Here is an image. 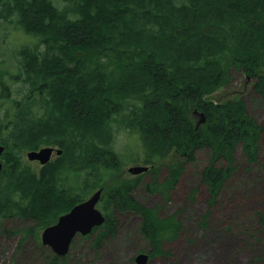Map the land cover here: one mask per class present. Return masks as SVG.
<instances>
[{
    "label": "trees",
    "instance_id": "trees-1",
    "mask_svg": "<svg viewBox=\"0 0 264 264\" xmlns=\"http://www.w3.org/2000/svg\"><path fill=\"white\" fill-rule=\"evenodd\" d=\"M57 1L0 0V19L32 42L19 52L16 78L28 92L0 119V220L34 218L45 229L102 188L107 215L97 248L116 229L113 212L131 209L160 253L180 224L138 201L135 184L105 186L124 166L116 136L139 134L143 163L153 168L172 152L194 161L208 150L203 180L214 202L233 174L238 145L258 160L263 127L244 100L211 97L236 70L255 80L264 101V0H60L61 8ZM3 90L0 99H10ZM199 113L206 122L197 128ZM41 146L63 154L36 173L22 153ZM220 160L229 166L217 167ZM183 171L174 162L148 190L167 198Z\"/></svg>",
    "mask_w": 264,
    "mask_h": 264
},
{
    "label": "rangeland",
    "instance_id": "rangeland-1",
    "mask_svg": "<svg viewBox=\"0 0 264 264\" xmlns=\"http://www.w3.org/2000/svg\"><path fill=\"white\" fill-rule=\"evenodd\" d=\"M56 5L62 7L60 0ZM28 43L32 44L31 38L22 30L0 19V73L4 72V78L0 76V98L4 96L3 89L12 96L0 99V119L11 109L13 99L20 100L28 92V85L16 79L22 62L19 52ZM254 83L255 80H248L243 72L233 70L230 83L211 97L216 101L244 100L249 113L263 127L258 160L249 161L242 146L238 145L230 165L234 168L233 174L225 181L214 202H211L210 188L203 180V171L211 158L208 150L198 152L194 161L172 152L154 168L147 165L150 167L147 173L135 176L129 173V168L145 166L141 138L139 134L128 132L117 134L115 148L124 166L117 175L107 178L105 186L135 184L132 194L138 201L156 209L161 220L174 218L180 224L177 236L164 240L160 253L142 234L140 214L131 209L116 210L112 214L116 229L102 239L100 247L97 248L96 239L104 227L86 237L78 235L68 255L59 257L57 264H136V257L142 253L149 256L147 264H264V101L253 89ZM195 118L197 122L201 119L199 115ZM43 147L46 146L40 148ZM28 152L22 153L24 163L34 172H40L44 166L38 161H30ZM59 157L54 155L52 161ZM1 159L5 166V158ZM177 161L184 163V171L168 197L150 192L147 186L165 181L169 165ZM216 166L227 168L229 163L220 160ZM68 183L73 184L72 181ZM95 191L87 194L85 199ZM98 208L107 215L103 202ZM30 230H36L37 235ZM44 230L38 228L34 218H2L0 264H53L57 255L42 243Z\"/></svg>",
    "mask_w": 264,
    "mask_h": 264
},
{
    "label": "water",
    "instance_id": "water-1",
    "mask_svg": "<svg viewBox=\"0 0 264 264\" xmlns=\"http://www.w3.org/2000/svg\"><path fill=\"white\" fill-rule=\"evenodd\" d=\"M251 80L250 78H247ZM201 119L197 122V128L206 122L203 113L197 114ZM5 146L0 145V178L2 176L4 165L1 157L5 152ZM63 154L60 148L46 146L39 150L29 151L27 157L30 161H38L45 166L52 161L54 155L57 157ZM149 166H133L129 168V173L138 176L149 171ZM103 189L95 191L87 200L75 205L69 212L59 217L58 221L45 228L42 233V243L50 247L54 253L63 258L68 255L74 239L78 236H88L93 233L95 228H100L106 222V216L98 208L102 199ZM149 261L148 254H139L136 257V264H147Z\"/></svg>",
    "mask_w": 264,
    "mask_h": 264
},
{
    "label": "flooded vegetation",
    "instance_id": "flooded-vegetation-1",
    "mask_svg": "<svg viewBox=\"0 0 264 264\" xmlns=\"http://www.w3.org/2000/svg\"><path fill=\"white\" fill-rule=\"evenodd\" d=\"M2 158H3V156H2ZM3 160H4V159H3ZM1 161H2V159H1ZM2 163L4 164V162H3V161H2ZM87 199H88V198H87ZM87 199H85V200H87ZM85 200H84V201H85ZM80 203H81V202H80Z\"/></svg>",
    "mask_w": 264,
    "mask_h": 264
},
{
    "label": "bare ground",
    "instance_id": "bare-ground-1",
    "mask_svg": "<svg viewBox=\"0 0 264 264\" xmlns=\"http://www.w3.org/2000/svg\"><path fill=\"white\" fill-rule=\"evenodd\" d=\"M99 73V72H98ZM102 74V73H101ZM205 115V114H204ZM31 149V148H30ZM34 149V148H33ZM60 175V174H59ZM60 192V191H59Z\"/></svg>",
    "mask_w": 264,
    "mask_h": 264
}]
</instances>
